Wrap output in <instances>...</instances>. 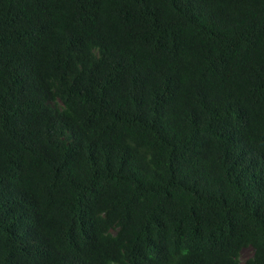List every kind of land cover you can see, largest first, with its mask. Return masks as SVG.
I'll return each mask as SVG.
<instances>
[{"label":"trees","instance_id":"16d2710c","mask_svg":"<svg viewBox=\"0 0 264 264\" xmlns=\"http://www.w3.org/2000/svg\"><path fill=\"white\" fill-rule=\"evenodd\" d=\"M0 264H264V0H0Z\"/></svg>","mask_w":264,"mask_h":264},{"label":"rangeland","instance_id":"374dc122","mask_svg":"<svg viewBox=\"0 0 264 264\" xmlns=\"http://www.w3.org/2000/svg\"><path fill=\"white\" fill-rule=\"evenodd\" d=\"M252 254V249L250 247L243 248L240 252V260L244 262Z\"/></svg>","mask_w":264,"mask_h":264}]
</instances>
